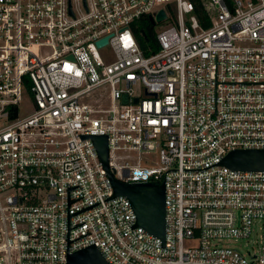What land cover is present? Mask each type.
Segmentation results:
<instances>
[{
	"label": "built area",
	"instance_id": "1",
	"mask_svg": "<svg viewBox=\"0 0 264 264\" xmlns=\"http://www.w3.org/2000/svg\"><path fill=\"white\" fill-rule=\"evenodd\" d=\"M202 3L208 28L193 0H0V264L93 246L109 264H264V172L222 164L264 150V0ZM160 10L146 56L134 25ZM94 137L119 181L165 184L164 240L113 197ZM254 232L248 256L224 245Z\"/></svg>",
	"mask_w": 264,
	"mask_h": 264
},
{
	"label": "water",
	"instance_id": "2",
	"mask_svg": "<svg viewBox=\"0 0 264 264\" xmlns=\"http://www.w3.org/2000/svg\"><path fill=\"white\" fill-rule=\"evenodd\" d=\"M154 25L167 20L164 10H160L154 18ZM108 43V38L98 42V46ZM99 157L106 168L113 186L114 196L126 197L137 216L136 227H143L149 234L165 239L166 208L164 183H130L126 184L114 177L108 166L109 147L107 137H94ZM223 165L243 172H264V150H236L230 152L223 160ZM68 264H109L96 247H89L69 255Z\"/></svg>",
	"mask_w": 264,
	"mask_h": 264
},
{
	"label": "trees",
	"instance_id": "3",
	"mask_svg": "<svg viewBox=\"0 0 264 264\" xmlns=\"http://www.w3.org/2000/svg\"><path fill=\"white\" fill-rule=\"evenodd\" d=\"M195 4V15L200 24L204 28H208L211 24L209 13L206 4L202 0H193ZM158 26L154 25L150 16H144L139 19L134 25V34L139 43L140 48L146 56L154 54L159 51V45L156 40V29Z\"/></svg>",
	"mask_w": 264,
	"mask_h": 264
},
{
	"label": "rangeland",
	"instance_id": "4",
	"mask_svg": "<svg viewBox=\"0 0 264 264\" xmlns=\"http://www.w3.org/2000/svg\"><path fill=\"white\" fill-rule=\"evenodd\" d=\"M165 5L161 4L157 8H164ZM170 21V20H169ZM111 52V48H106L103 51H101L102 55H105L106 53ZM147 162L149 167H157L159 163V154L158 152H150L145 153L143 155V161ZM259 237L258 234L255 232L248 238L238 239V240H230L225 241L224 245L229 246L232 248H237L241 250L245 255L248 256V252H255L257 250V241Z\"/></svg>",
	"mask_w": 264,
	"mask_h": 264
}]
</instances>
